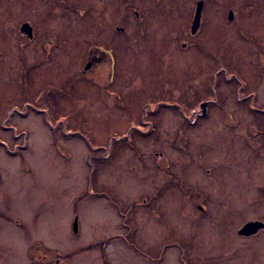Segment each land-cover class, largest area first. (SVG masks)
Wrapping results in <instances>:
<instances>
[{"label": "rangeland", "instance_id": "rangeland-1", "mask_svg": "<svg viewBox=\"0 0 264 264\" xmlns=\"http://www.w3.org/2000/svg\"><path fill=\"white\" fill-rule=\"evenodd\" d=\"M193 1L153 0L146 6L149 24H138L135 33L130 19L120 12L131 5H121L119 0H101L97 7L88 4L86 8L85 2L67 0L68 5L59 2L58 15L54 10L53 16L39 19L41 28L60 29L54 42L60 49L58 110L20 120L19 128H31L34 134L29 146L14 147V135L1 127L6 108L0 106V138L9 144L6 148L0 143V264L31 262L28 251L36 244L69 253L57 264H104L102 245L111 257L109 264H171L172 253L162 255V247L168 242L169 251L178 253L176 241L193 235L189 212L199 202L186 176L181 190L161 170L166 156L172 162L184 161L166 143L176 139L180 123L191 139L214 142L215 152L209 157L221 153L212 161L224 163L225 173L234 169L228 176L207 180L216 190L225 188L218 197L223 217H217L220 223L213 221L217 227L208 223L213 237L201 230L208 243L201 245L204 256L191 264H244V257L250 258V264H260L263 252L254 247L258 239L240 238L237 229L249 218L264 216V137L253 132L264 125V111L252 108L264 106V0H207L199 34L202 44L198 47L193 40L183 46L186 38L177 42L173 38L189 27ZM19 3L16 0L8 13L0 2V40L13 44L16 51L15 29L23 17ZM27 3L42 11L38 1ZM230 10L232 21L228 20ZM115 22L124 27L123 33L113 34ZM83 30L96 40L100 34L111 36L103 43L114 49L107 50V56H118V91L111 82L109 95H120L119 106L106 93L105 56L87 77L80 75L91 50L83 42ZM14 54L10 53L8 62H0V83L12 84L10 90L0 88V93L5 92L0 100L10 97L19 77L20 64ZM78 66L79 74L70 76ZM206 99L209 115L195 116L194 109L201 110L199 103ZM145 106L150 108L148 113L154 109L160 114V127L157 122L139 121ZM131 114L139 117L138 123ZM132 124L139 131L131 132ZM224 124L233 127L223 129ZM39 127L43 135H38ZM159 138L163 140L158 144ZM162 143L167 155L152 160L154 151L163 150ZM187 160L195 165L193 159ZM205 160L211 165V159L201 157L199 166L204 167ZM199 177L193 175L192 181L206 185ZM75 217L77 232L73 231ZM45 258L36 264H56L54 258ZM176 261L182 264L178 257Z\"/></svg>", "mask_w": 264, "mask_h": 264}, {"label": "flooded vegetation", "instance_id": "flooded-vegetation-1", "mask_svg": "<svg viewBox=\"0 0 264 264\" xmlns=\"http://www.w3.org/2000/svg\"><path fill=\"white\" fill-rule=\"evenodd\" d=\"M16 0H0V2H3V8L4 12L10 13L11 9H14V3ZM27 1L31 0H20L22 4V18L19 20V22L16 25V43L15 46L17 47V51L13 48V44H4L0 40V62H8V60L11 58L10 53L15 52L14 55H18L16 58L17 63L20 64V71H19V77L16 78V85H13V90L9 93L10 97L3 96L0 100V106H3V110L6 108V115L2 120L1 127L6 129L9 132H12L14 135V138L16 141V144L14 147H20L21 146H29L30 142L32 141L30 139V136L33 135L31 128L30 130L20 129L22 127V124L20 120H28L31 115H50L52 113H55V111L58 110V101H59V90H60V83L58 82V76H57V70H56V62L59 59V47L54 42L57 40L56 37L58 36L57 33H59V26H45V28H41L39 24V19L41 18H49L50 16H53L54 10L55 14L58 15L57 6L59 5V2L67 4V0H35L38 1V3L42 4L45 3L47 6L46 11L42 8V11L39 9H34L32 7L28 6ZM72 1V0H69ZM76 3H84V8L88 7V4H93L97 7L96 2H99L101 0H74ZM113 1V0H111ZM120 4L122 5V2H126L131 5L128 10L125 9L120 11L121 15L123 17H127L130 19V24L133 26L134 33L136 32V28L138 27V24H140V27L146 26L150 22V17L148 16L147 7L151 4L153 0H119ZM202 1L203 2V9L200 13V18L198 20L197 27L194 28V19H195V13H196V7L197 4ZM43 2V3H42ZM116 2V1H115ZM47 3H51L50 11H48V5ZM113 3V2H112ZM111 3V4H112ZM193 3L195 4V9L193 12V15L190 20V25L186 27V31L183 34H180L176 36V38H173V41L176 39V42L180 39L186 38L188 41H183V46H186V44L189 41L196 40L198 42V47L202 44V41L199 38V34L201 32L203 22H204V14H205V4L209 3L207 0H194ZM127 6V4H125ZM69 7H73L69 4ZM26 9H29V11H25ZM48 11V12H47ZM123 11L124 14H123ZM231 11V10H230ZM233 11V10H232ZM28 12V13H27ZM47 12V13H46ZM50 13V14H49ZM18 16L15 13V17ZM121 16V17H122ZM20 18V17H19ZM45 19V18H44ZM234 19V12H233V18L229 19V12H228V20L232 21ZM45 21V20H44ZM24 23H29L32 27L30 35L29 33L23 31L21 28ZM50 25V24H49ZM112 30L116 31V33L113 32V34H117V32H122L124 30V27L118 26L117 22L113 24ZM84 31V30H83ZM86 32V33H85ZM123 33V32H122ZM202 33V32H201ZM60 34V33H59ZM87 34V35H86ZM90 33L86 30L81 33V37L84 38V43L87 45H90V53L85 56L86 62L82 64L83 68L81 70V74L84 77H87L89 72L92 70V68L98 64V62H101L103 56L106 57L105 61L106 66H104L105 71L104 74L107 73V78L104 82V85L106 86V93L110 97L109 99H112L114 101V104L116 106L118 105L120 95L113 93L111 95L109 91H112L111 82H114V90L118 91L116 80L118 78V56L111 53L110 58L107 56V50L114 51V49L110 47H105L106 44L104 40L111 39V36L109 38H106L103 34L99 35V38L96 40L93 38ZM5 36V35H3ZM112 46V42L110 43ZM93 52L97 53L95 56L92 54ZM114 56V57H111ZM95 68V67H94ZM93 68V69H94ZM80 68L79 66L73 71V73L70 76H76L79 74ZM37 73H39V76L36 77ZM3 85V86H2ZM12 84H4V81L0 83V88L5 87L6 89L10 90ZM2 94H5V92H1ZM0 93V94H1ZM205 105V110L202 108V104ZM209 105L210 101L208 99L204 100L203 102L199 103V106L201 107L198 109H194V115L200 118L207 117L209 115ZM149 106V105H148ZM148 106L143 107L142 110V118L141 123L142 124H152L154 125L155 122H157V125L160 127L159 119L160 114L157 112H154V109H151V112L148 113ZM254 110L257 111H264V106H255L253 105ZM200 114V115H199ZM227 115H229L227 113ZM133 117V121L135 123H138V118L131 114ZM158 116V118H155ZM154 117V119H153ZM151 118L152 120H147ZM16 123V124H15ZM140 123V122H139ZM19 125V126H18ZM25 126V125H23ZM195 126V125H194ZM198 125H196L197 127ZM195 127V128H196ZM200 127V126H199ZM233 127L231 124H224L223 129H230ZM259 128L253 129V132L262 133V136L264 137V125H258ZM251 128V126H250ZM133 131H139V126H136L135 124L131 125L129 127ZM192 129H194L192 127ZM162 130V129H161ZM196 130V129H195ZM205 130V129H204ZM209 130V129H206ZM222 130V129H221ZM212 131V130H210ZM223 131V130H222ZM249 131H251L249 129ZM143 133H146L145 131H142ZM187 129L185 128V124L180 123V126L178 127V133L175 135L176 139H173L172 144L171 142H166L170 144L169 146L172 147V149L181 157H183L184 161L180 162H172L168 160V156H166V160H163L161 162V169L164 172V175L172 178L177 184H179V187L181 190L184 189V176H186V180L189 182L190 187L195 191L194 195L199 199L198 203L192 204V212H189V216L192 219L193 225H191L192 228V234L189 237L182 236L181 239H178L176 241V248L178 249V253H175V256L178 257V260L181 261L182 264H191L190 261H194L198 259L200 256H204V250H202L201 245L203 243H208L206 240H204V236L201 234L202 229H206V231L211 234V237H213L212 231L213 228L208 225V223H211V225L217 227V223H213V221L218 220L220 223L222 220V214L223 211L220 209V202L218 197L221 193L225 191V188L223 187L222 190H216L212 185L207 183V180H215L216 177L224 176L225 174L228 176L229 173H225L226 171L222 167L224 163L219 161H212V159H216L220 157L219 152H217L218 156L216 157V154L209 157L211 154L215 152L213 141L205 142V141H197L195 139H191L190 136L186 133ZM209 132V131H208ZM20 135H23V139L20 137ZM190 138V139H189ZM53 142L56 140L55 136L52 135ZM9 140V139H8ZM163 138H159L157 143L161 142ZM56 142V141H55ZM239 142V141H238ZM0 143L4 145L6 148L9 147V144L7 143V140L0 138ZM156 143V144H157ZM234 143V142H233ZM231 143V145H233ZM163 146L162 151H154L153 155H151L152 160L153 156L159 157L162 155V157H165L163 155H167L166 149H165V143L161 144ZM168 148V147H167ZM261 148L264 149V139L262 140ZM257 149V147H256ZM222 152L225 153V149L222 150ZM230 153L229 150L226 151V153ZM195 155H199L198 159ZM201 157L204 159H211L212 163L211 165H206V160L204 167L201 165L199 166L201 162ZM188 158L193 159L195 165H189L187 162ZM157 159V158H156ZM174 161V160H173ZM179 161V160H176ZM177 165V168L175 169L174 166ZM159 170V168L157 169ZM201 170V171H200ZM234 170V169H233ZM193 175H200L199 179H204V183L206 185H202L200 183V180L192 181ZM204 178H201V177ZM167 180V181H168ZM165 183V182H164ZM176 188V187H175ZM174 191V190H173ZM219 204V207L217 206ZM184 206V205H183ZM216 206V207H214ZM264 207V204L261 205ZM187 206H185L186 209ZM183 212L184 209H182ZM182 212V211H181ZM203 216V217H202ZM6 217V215H5ZM217 217H221L217 218ZM10 218V216H7V219ZM12 218V217H11ZM77 217L74 218V221ZM220 220V221H219ZM249 221H262L264 222V216L259 215L256 218L253 219H247L241 224V227L243 224ZM74 225V222H73ZM240 227V228H241ZM239 228V229H240ZM239 229H237V234L240 238L244 239H258V241L254 244V247L260 248L263 252V255L260 257V264H264V227L258 229L253 234L250 235H240ZM74 231V230H73ZM227 238V237H226ZM121 240V239H119ZM117 240V241H119ZM126 242L132 245L131 241L128 239H125ZM168 242L164 243V246L162 247V255H168L171 254V251H169V247L166 246ZM105 244V243H104ZM233 242L228 243V247H231ZM103 246V245H102ZM100 246V252L102 256V260L104 264L110 263V258L108 256V250L105 249V246ZM44 247L41 244H36L35 248L33 247L30 251H28L29 257L31 262L27 264H36L40 260H46L50 258H54V263H60L62 262V259L68 258L69 253H64L60 251V249L47 246L46 248L42 249ZM250 248V245H248ZM134 248V247H133ZM42 249V250H40ZM230 249V248H229ZM23 250V249H22ZM137 250V249H136ZM25 252V250H23ZM14 256V253L9 252ZM16 254V253H15ZM2 254L0 253V256ZM19 255V253H18ZM21 255V254H20ZM22 257V256H21ZM245 263L244 264H250V258L244 257ZM20 260H22L20 258Z\"/></svg>", "mask_w": 264, "mask_h": 264}, {"label": "water", "instance_id": "water-1", "mask_svg": "<svg viewBox=\"0 0 264 264\" xmlns=\"http://www.w3.org/2000/svg\"><path fill=\"white\" fill-rule=\"evenodd\" d=\"M202 9H203V2L200 1L196 7V13H195V19H194V28L197 27V25H198V20L200 18V13H201ZM232 18H233V11L231 10V11H229V19H232ZM21 29L23 31L25 30V32L29 33L30 35L32 34V32H31L32 27L29 23H24ZM205 105H206L205 103L202 104L203 110H205ZM78 226H79L78 225V218H76L74 221V225H73L74 232L78 231V229H79ZM262 227H264V222H262V221H250V222L245 223L239 229V234L240 235H250Z\"/></svg>", "mask_w": 264, "mask_h": 264}, {"label": "bare ground", "instance_id": "bare-ground-1", "mask_svg": "<svg viewBox=\"0 0 264 264\" xmlns=\"http://www.w3.org/2000/svg\"><path fill=\"white\" fill-rule=\"evenodd\" d=\"M42 127H39V133H38V135H43V133H44V130L43 129H41ZM41 137V136H40ZM44 139V136H43V138H41V140H43ZM236 185H237V183H236ZM250 222V221H249ZM247 223V222H246ZM244 225V224H243ZM172 254H171V260H170V263L171 264H176V256H175V252H171Z\"/></svg>", "mask_w": 264, "mask_h": 264}, {"label": "trees", "instance_id": "trees-1", "mask_svg": "<svg viewBox=\"0 0 264 264\" xmlns=\"http://www.w3.org/2000/svg\"><path fill=\"white\" fill-rule=\"evenodd\" d=\"M130 130H131V129H130ZM131 131H132V130H131ZM122 136H123V137H126L127 135H126V133H125V134H123Z\"/></svg>", "mask_w": 264, "mask_h": 264}]
</instances>
